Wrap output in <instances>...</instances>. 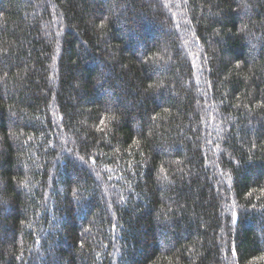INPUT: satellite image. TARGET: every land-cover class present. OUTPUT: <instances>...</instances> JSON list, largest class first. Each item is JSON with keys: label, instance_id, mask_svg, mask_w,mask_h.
<instances>
[{"label": "trees", "instance_id": "obj_1", "mask_svg": "<svg viewBox=\"0 0 264 264\" xmlns=\"http://www.w3.org/2000/svg\"><path fill=\"white\" fill-rule=\"evenodd\" d=\"M261 189L264 0H0V264H264Z\"/></svg>", "mask_w": 264, "mask_h": 264}, {"label": "snow or ice", "instance_id": "obj_2", "mask_svg": "<svg viewBox=\"0 0 264 264\" xmlns=\"http://www.w3.org/2000/svg\"><path fill=\"white\" fill-rule=\"evenodd\" d=\"M101 27H103V24H101ZM237 67H239L238 64H237ZM105 120H107V117H104V119H101V121H100L101 130H103V125H104V123H105ZM260 191H261L262 193H264V189H261ZM247 195H248V196H251V195H252V192H248ZM238 219H239L238 214H237L236 212H233V213H232V220H233V222H234V223L237 222ZM81 247H83V245H81ZM233 255H235V253H233Z\"/></svg>", "mask_w": 264, "mask_h": 264}]
</instances>
